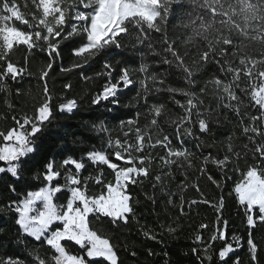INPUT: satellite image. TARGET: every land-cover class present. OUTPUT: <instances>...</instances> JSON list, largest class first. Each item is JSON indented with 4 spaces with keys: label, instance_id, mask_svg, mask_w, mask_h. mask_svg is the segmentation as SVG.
<instances>
[{
    "label": "snow or ice",
    "instance_id": "obj_1",
    "mask_svg": "<svg viewBox=\"0 0 264 264\" xmlns=\"http://www.w3.org/2000/svg\"><path fill=\"white\" fill-rule=\"evenodd\" d=\"M31 3L35 11L25 13L16 0H0V91L10 94L9 81L20 83L26 76L35 75L28 66V56L34 50L46 52L48 57L39 69L42 99L35 106V112L31 115L25 112L19 118L12 116L15 126L7 131L0 130V162L4 165L0 166V173L20 178L22 161L36 151L34 138L54 118L48 77L56 64L61 72L70 73L90 66L97 56L104 54L103 71L96 76L105 77L106 82L92 99L95 105L108 102L118 106L119 94L136 83L143 88L146 102L153 88L157 92L172 93L173 99L175 95L185 98L183 102L174 99L182 115L171 114L164 104L154 103L147 113L137 111L130 118L120 119L116 126L104 121L94 124V131L105 137L102 149L93 148L79 159L66 157L59 164L49 160L44 172L35 177L42 178L44 186L29 191L7 206L8 211L16 213L15 223L20 232L43 242L54 253L51 257H42L39 248L31 249L29 254L35 264H120L117 245L111 235L97 227L101 217L110 218L113 225L117 222L127 224L129 218L135 216L130 188L151 180L154 190L168 192L174 178L173 167L184 170L187 179L186 173L193 167L195 153L184 147L185 138L195 139L196 148L215 147L216 141L210 143L202 137L213 135V125L221 123V107L235 116L237 127L254 145L251 150L254 158L258 155L260 161L240 172L234 194L245 209L249 229L256 227L254 216L264 222V0H31ZM185 4L189 7L184 8ZM27 6L28 0H25L24 7ZM17 21L27 28L18 27ZM177 31L182 32L179 44ZM153 33L159 34L161 52L153 46ZM131 37L137 45L146 46L159 56L162 64L182 72L188 87L165 86L163 79L149 72L151 65L146 62L143 49L138 68L122 65L117 72L114 63L121 62L111 50L125 48V39ZM69 41L68 48H62V44ZM21 46L26 50L23 64L13 59ZM65 51L71 58L68 65L63 63ZM210 65L217 66L219 74L205 72ZM137 72L143 73V78H135ZM201 73L203 75H198ZM81 75L86 81L92 79ZM201 81L202 85L195 90ZM157 83L161 87H156ZM64 87L71 89L72 85L66 83ZM16 94L20 95L21 90L17 89ZM208 94L217 99L216 109L205 105L202 97ZM5 104L9 109L14 107L7 100ZM78 107V100L73 97L59 103L55 110L72 114ZM142 115L145 117L143 124L140 122ZM0 119L6 117L0 115ZM164 124L175 126L173 135L179 146L163 131ZM220 142L225 146L224 155L204 156L200 167L202 175L209 164L221 171L228 170L229 166L232 171H240L242 157L235 150L234 134ZM86 161L97 166L95 174L82 175ZM156 161L161 169L168 171H156ZM105 167L111 170L110 180L104 178ZM208 179L220 187L211 176ZM192 186L200 192L198 185ZM178 187L185 190L182 184ZM65 191L67 196L61 203L57 194ZM145 197L155 203L154 194L146 192ZM200 202L210 203L207 199ZM183 203L181 196L182 214ZM196 203L198 201H191V204ZM213 207L221 211L223 197ZM3 211L5 209L0 208V212ZM217 224L208 241L199 232L194 237V243L202 248L193 247L192 252H204L201 264L205 260L211 264L212 244L227 238V220L221 225L218 217ZM159 227L173 236L177 231L171 224ZM200 228L206 229L208 225L201 224ZM141 231L147 239L162 243L153 229L141 228ZM68 243L78 246L81 252L71 253ZM243 243L233 235L232 242L219 250V261L227 264L229 255L243 247ZM246 244L251 264H264L258 258V252L264 249L255 242L251 231ZM148 253L155 255L151 249ZM0 264H25V261L8 256L0 258ZM234 264L241 262L235 259Z\"/></svg>",
    "mask_w": 264,
    "mask_h": 264
},
{
    "label": "trees",
    "instance_id": "obj_2",
    "mask_svg": "<svg viewBox=\"0 0 264 264\" xmlns=\"http://www.w3.org/2000/svg\"><path fill=\"white\" fill-rule=\"evenodd\" d=\"M16 3L20 5L21 10L25 13L35 11L31 0H28L27 8L24 7L25 0H16ZM183 7L188 8L189 6L185 4ZM169 23L171 26V19ZM20 27L27 28L21 25ZM153 37L155 38L153 46L157 52H161L162 46L159 42V34L153 33ZM181 38L182 32L177 31L178 44ZM70 43L71 41L62 44V48L67 49ZM124 43L125 48L111 50L116 53L115 59L121 62L120 64L114 63L117 72L122 65L138 68L141 62L140 50L143 49L146 62L151 65L149 72L156 73L158 79H163L165 86L188 87L183 79L184 74L182 72L174 66L162 64L159 56L152 54L146 46L137 45L134 37L125 39ZM103 55L102 53L101 56H97L90 66H85L82 69L63 73L60 71L59 64H56L49 73L48 87L53 94L54 118L34 138L36 151L29 154L22 161L20 178L17 179L9 173H0V208L5 209V211L0 212V258L12 256L25 261V264H35L33 257L29 254L31 249L39 248L42 257H51L54 254L43 242L35 241L20 232L19 226L15 223L16 213L8 211L7 206L13 201L22 199L29 191H35L44 186L43 179H36L35 177L38 173L42 174L44 172L45 165L49 160H55L59 164L66 157L71 156L79 159L85 157L86 153L93 150V148L102 149L105 144V137L103 133L94 131V124L104 121L107 125L116 126L120 119L130 118L137 111L147 113L149 107L154 103L164 104L166 111L171 114H183L182 109L174 103V99L183 102L184 97L175 95L173 99L172 93L167 91L157 92L153 88L148 93L146 102L144 90L139 83L133 84L119 94L120 103L118 106L108 102H102L101 105L93 104L92 99L102 91V86L106 82L105 77L96 76L97 72L103 71ZM25 56L26 50L21 46L16 50L13 59L23 64ZM47 60L46 52L34 50L28 56V66L35 75L26 76L20 83L9 81L10 94L0 91V115L6 117V119H0V130L7 131L15 126L12 116L15 115L19 118L25 112L29 115L35 112V106L42 99L39 69ZM70 62L71 58L68 52L65 51L63 63L68 65ZM205 72L219 74V70L215 65L208 66ZM81 73L92 77V79L84 80ZM198 75H203V73ZM143 76V73L137 72L135 74V78H143ZM202 82L196 85L195 90L199 89ZM66 83H71V89L64 87ZM148 83L151 87L152 82L149 81ZM155 86L161 87L158 83ZM17 89L21 90L20 95L16 94ZM73 97L77 98L79 104L74 113H60L55 110L59 103ZM202 98L205 105H211L213 109H216L218 101L215 97L208 94ZM5 100L12 103L14 107L9 109L5 104ZM109 109H113V111H109ZM219 113L221 123L213 125V135L202 137L210 143L216 141L215 147L196 148L197 141L195 139L185 138L184 147L195 153L193 167L188 169L186 173L187 179L184 170L173 167L174 178L169 183L168 192L161 193L159 188L154 190L151 187V180H145L142 186L130 188L129 191L134 197L135 216L134 218L130 217L127 224L117 222L116 225H113L110 218L101 217L97 227L102 228L111 235L112 241L117 245L120 264H201L204 252L202 250L197 254L192 252L193 247L202 248V245L194 243V237L199 232L204 240L208 241L210 235L218 227V217L221 225L223 220L228 222L227 238L225 240L218 239L212 244L210 250L212 254L211 264H224V262L219 261L218 252L227 243L232 242L233 235L239 237L244 243L243 247L238 248L229 255L227 264H234L235 259H239L241 264H251L246 244L249 231H251L255 242L258 243L261 249H264V222L259 221L254 216V219L257 220L256 227L249 229L245 209L238 203L234 194V186L241 178L240 172L246 170L248 165L259 163V157L257 155L254 158L251 151L254 145L249 143L247 137L237 127L235 116L222 107L219 108ZM225 116H228L227 120L224 119ZM163 119L162 117L161 120ZM140 122L141 124L145 122L143 115ZM163 131L172 137L174 145L179 146L173 135L174 125L164 124ZM233 134L235 150L240 152L242 157L239 161L240 171H232L231 166L228 170L221 171L214 165L209 164L207 165V172L202 175L200 167L203 157L210 153L222 157L225 146L220 141H224L227 136ZM113 135H116V133H113ZM197 135H200L198 131ZM246 144L248 148H244ZM86 164L87 167L82 175H87L89 172L95 174L94 169L97 166L91 165L87 161ZM0 166H4L2 162H0ZM154 167L158 172L168 171L166 168L161 169L158 161L155 162ZM209 176L216 180L220 187L213 184L212 180L208 179ZM104 178L112 179L111 170L106 167L104 168ZM60 182L63 183V181ZM181 184L184 185L185 190L183 191L178 187ZM192 185H198L200 192H197ZM13 188H15V191L12 190ZM146 192L155 195V203L146 199ZM57 196L59 202L62 203L65 201L67 192L58 193ZM181 196L184 198L183 214L180 210ZM221 197L224 200V207L218 212L213 205H217ZM204 199H207L210 203L200 202ZM192 200H196L198 203L191 204ZM161 224L166 226L171 224L173 227H177L175 235H169L167 231L162 230L159 227ZM201 224H207L208 228L201 229ZM141 228L153 229L159 234L158 238L162 243L147 239ZM149 249L155 255H149ZM68 250L74 254L81 252V249L73 243H68ZM133 252L136 255H133ZM258 258L264 261V251L258 252ZM204 264H208V261L205 260Z\"/></svg>",
    "mask_w": 264,
    "mask_h": 264
},
{
    "label": "rangeland",
    "instance_id": "obj_3",
    "mask_svg": "<svg viewBox=\"0 0 264 264\" xmlns=\"http://www.w3.org/2000/svg\"><path fill=\"white\" fill-rule=\"evenodd\" d=\"M21 11H22V10H21ZM22 12H23V11H22ZM15 23L17 24L18 27H20V25H21L22 27H27L26 25L20 24V22H18V21L15 22Z\"/></svg>",
    "mask_w": 264,
    "mask_h": 264
}]
</instances>
